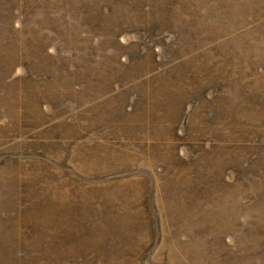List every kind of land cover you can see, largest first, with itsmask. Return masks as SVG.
Wrapping results in <instances>:
<instances>
[{"label":"rangeland","instance_id":"1","mask_svg":"<svg viewBox=\"0 0 264 264\" xmlns=\"http://www.w3.org/2000/svg\"><path fill=\"white\" fill-rule=\"evenodd\" d=\"M0 264H264V0H0Z\"/></svg>","mask_w":264,"mask_h":264}]
</instances>
